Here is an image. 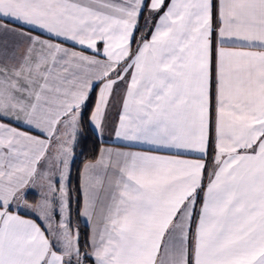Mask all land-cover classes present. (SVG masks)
<instances>
[{
	"label": "snow or ice",
	"instance_id": "snow-or-ice-1",
	"mask_svg": "<svg viewBox=\"0 0 264 264\" xmlns=\"http://www.w3.org/2000/svg\"><path fill=\"white\" fill-rule=\"evenodd\" d=\"M0 264H264V0H0Z\"/></svg>",
	"mask_w": 264,
	"mask_h": 264
},
{
	"label": "trees",
	"instance_id": "trees-1",
	"mask_svg": "<svg viewBox=\"0 0 264 264\" xmlns=\"http://www.w3.org/2000/svg\"><path fill=\"white\" fill-rule=\"evenodd\" d=\"M101 143L97 137L95 136L94 132L88 127L87 125V118H85V124L83 128V133L79 139V143L77 144L75 148V153L77 155V159L75 160V163L72 166V183L73 185H76L78 182V175L79 171L82 168V165L90 160H94L97 157L99 147L101 146ZM75 196V194H73ZM31 198L32 200L36 199V196L33 194H29L27 199ZM78 218L77 223L74 225H79L81 228V238L82 241L86 239L88 234V228L85 226V223L80 220L77 211H76V203L75 200H73V211H72V220Z\"/></svg>",
	"mask_w": 264,
	"mask_h": 264
},
{
	"label": "crops",
	"instance_id": "crops-1",
	"mask_svg": "<svg viewBox=\"0 0 264 264\" xmlns=\"http://www.w3.org/2000/svg\"><path fill=\"white\" fill-rule=\"evenodd\" d=\"M3 22H7V21H3ZM13 26H16V27H19V25H13ZM35 35H39V33H34ZM44 38H47V37H44ZM56 42H59V43H63V41H56ZM64 46L66 47H73L72 44L70 43H67L65 44ZM102 47V45L100 46ZM76 50H81L79 48H77ZM86 54H89L91 55L92 53L91 52H88ZM118 111H119V108L118 106L113 108L111 110V114H110V123L109 125L105 128L104 130V133H103V137H98L97 134H95V136L97 137V139L102 142L101 143V146L99 147V150L101 148H112L114 150H120V151H142V150H147L145 148H140V147H135V146H128L125 142L123 141H120V140H117L116 137H115V134H114V127H113V123L118 120ZM22 130H26V129H22ZM92 130V129H91ZM93 131V130H92ZM98 154H99V151H98ZM97 154V155H98ZM159 154H172V153H168V152H162V153H159ZM213 153L212 151L210 150L209 151V156H211ZM188 158H194V157H188ZM96 159V158H95ZM94 159V160H95ZM86 163V162H85ZM82 168H83V165H82ZM81 168V170H82ZM38 199V197H36L35 200H32L31 198L27 199L29 203H35V201ZM88 232H89V229H88Z\"/></svg>",
	"mask_w": 264,
	"mask_h": 264
},
{
	"label": "rangeland",
	"instance_id": "rangeland-1",
	"mask_svg": "<svg viewBox=\"0 0 264 264\" xmlns=\"http://www.w3.org/2000/svg\"><path fill=\"white\" fill-rule=\"evenodd\" d=\"M80 170H81V169H80ZM79 219L82 220V221L84 222L83 218L80 217ZM73 221H74V223L76 224L77 221H78V218H77V219L75 218ZM84 223H85V222H84Z\"/></svg>",
	"mask_w": 264,
	"mask_h": 264
}]
</instances>
